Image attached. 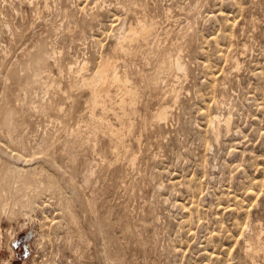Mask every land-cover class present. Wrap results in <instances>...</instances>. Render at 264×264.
<instances>
[{"label":"rangeland","instance_id":"374dc122","mask_svg":"<svg viewBox=\"0 0 264 264\" xmlns=\"http://www.w3.org/2000/svg\"><path fill=\"white\" fill-rule=\"evenodd\" d=\"M0 264H264V0H0Z\"/></svg>","mask_w":264,"mask_h":264},{"label":"bare ground","instance_id":"6f19581e","mask_svg":"<svg viewBox=\"0 0 264 264\" xmlns=\"http://www.w3.org/2000/svg\"><path fill=\"white\" fill-rule=\"evenodd\" d=\"M135 12V11H134ZM136 13V12H135ZM141 13V12H140ZM137 22V21H136ZM140 22V21H139ZM142 23V22H141ZM145 23V22H144ZM152 24V23H151ZM152 26V25H151ZM151 26H150V29H152L151 28ZM131 31V35L130 36H125V37H122L121 38V41L119 42V44H118V47H117V50H118V53H123V52H126V51H128V47L126 46V43L127 42H133V41H135L136 40V38L137 37H140V38H143V39H147L148 37H151V36H149V34H150V30L148 29V27H146V26H144V25H142V24H139L135 29H133V30H130ZM138 39V38H137ZM130 47V46H129ZM130 50V49H129ZM128 53V52H127ZM114 58V57H113ZM180 60V59H179ZM178 61V60H177ZM176 67L177 68H179V69H183V67H182V64L181 63H177V65H176ZM185 68V67H184ZM98 73V72H97ZM97 73L95 74L96 75V77H94V78H92V79H83L84 81H83V84H85V85H83V87L84 86H86V89H91L92 90V96H91V100H92V103L94 104V105H96V106H98V105H104V102L101 100V98H102V95L104 96V95H107L108 93H109V89H110V87L112 86V85H114V86H116V87H118V89L120 90V91H122L123 92V96H122V98L124 99V97L126 96V95H131L132 96V98H133V96L134 95H136L135 94V92H134V94H133V90H132V88H130V87H128L127 86V84L130 82L129 81V79H128V77L127 76H125V77H123L122 79H121V77L120 76H118L119 74H118V72H117V68H116V66L114 65V63H113V61L110 59V61L106 64V65H104L103 67H102V69L99 71V73H98V75H97ZM94 75V76H95ZM93 77V76H92ZM75 86V85H74ZM137 87V86H136ZM119 92V91H118ZM137 93H138V91H137ZM119 95H120V93H119ZM118 95V96H119ZM135 97V96H134ZM120 98V97H119ZM122 98H120V99H122ZM130 98V97H129ZM124 101H125V99L123 100V103H124ZM122 104V103H121ZM120 104V105H121ZM127 104V103H126ZM136 104V98H133V100H132V102H131V104H129V105H131L132 107L134 106ZM124 105V104H123ZM126 106V105H125ZM124 108V107H123ZM166 108V107H165ZM164 109V108H163ZM124 110V109H123ZM134 110H136V109H134ZM166 110V109H165ZM160 112V111H159ZM163 112V111H162ZM162 114H164V113H162ZM161 114V115H162ZM160 114H158L157 116H159ZM95 116V115H94ZM126 116V115H125ZM129 116V115H128ZM154 116V115H153ZM156 117V116H155ZM156 118H158V117H156ZM161 117H159L158 119H160ZM153 119H154V117H153ZM157 119V121H159L160 122V120L161 119H163V118H161L160 120H158ZM104 121V120H103ZM156 121V120H155ZM216 121V120H215ZM105 122H106V120H105ZM154 122V121H153ZM157 124V123H156ZM102 125V124H101ZM112 128V127H111ZM113 129H114V127H113ZM116 130V129H115ZM120 131H121V129H120ZM119 131V132H120ZM111 133V132H110ZM121 133H122V131H121ZM112 136H113V132H112V134H111ZM117 138V137H116ZM122 148V147H121ZM126 148V147H125ZM128 148V147H127ZM126 148V149H127ZM134 160V159H133ZM136 160V159H135ZM134 160V161H135ZM132 163H134V162H132Z\"/></svg>","mask_w":264,"mask_h":264}]
</instances>
